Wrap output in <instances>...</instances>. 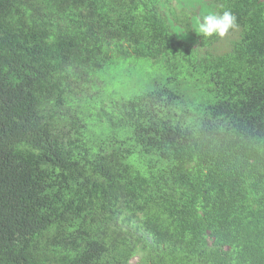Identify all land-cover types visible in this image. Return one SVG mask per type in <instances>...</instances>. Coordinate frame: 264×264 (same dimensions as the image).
Masks as SVG:
<instances>
[{
	"label": "trees",
	"instance_id": "obj_1",
	"mask_svg": "<svg viewBox=\"0 0 264 264\" xmlns=\"http://www.w3.org/2000/svg\"><path fill=\"white\" fill-rule=\"evenodd\" d=\"M226 36L163 0H0V264H264V0H210ZM181 76L81 104L113 60ZM139 249L142 255H133Z\"/></svg>",
	"mask_w": 264,
	"mask_h": 264
},
{
	"label": "rangeland",
	"instance_id": "obj_2",
	"mask_svg": "<svg viewBox=\"0 0 264 264\" xmlns=\"http://www.w3.org/2000/svg\"><path fill=\"white\" fill-rule=\"evenodd\" d=\"M162 3L161 13L167 18L172 25V20L166 10V6ZM169 8L175 10L177 15H187L189 32H186L180 25H172V29L177 35L183 39L197 44L200 36L195 32L196 21L203 15L213 12L210 0H168ZM232 36H225L215 45V49L220 51L228 48V41ZM167 78H173L174 82L182 80L181 76H177L165 70L159 63L135 57H128L124 60L115 59L110 65L93 76L94 83L88 89L90 98L81 104V113L89 130L94 134H98V117L96 112L99 108L106 107L109 103L117 100H128L141 93L151 90L155 84H162ZM138 258H133L130 264H136Z\"/></svg>",
	"mask_w": 264,
	"mask_h": 264
},
{
	"label": "clouds",
	"instance_id": "obj_3",
	"mask_svg": "<svg viewBox=\"0 0 264 264\" xmlns=\"http://www.w3.org/2000/svg\"><path fill=\"white\" fill-rule=\"evenodd\" d=\"M238 28L236 16L229 10L211 12L196 21L195 32L203 37H225ZM139 249L133 255H142Z\"/></svg>",
	"mask_w": 264,
	"mask_h": 264
}]
</instances>
